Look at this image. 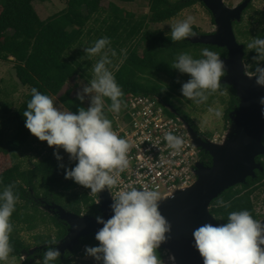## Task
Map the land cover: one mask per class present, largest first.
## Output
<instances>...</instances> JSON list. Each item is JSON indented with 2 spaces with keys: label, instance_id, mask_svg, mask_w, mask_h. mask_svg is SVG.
Masks as SVG:
<instances>
[{
  "label": "trees",
  "instance_id": "16d2710c",
  "mask_svg": "<svg viewBox=\"0 0 264 264\" xmlns=\"http://www.w3.org/2000/svg\"><path fill=\"white\" fill-rule=\"evenodd\" d=\"M34 1L37 0H0V65L2 62H12L16 78L22 85L28 86L30 89L35 87L41 93L51 97L59 95L60 100L73 112H76L79 106L86 107V100L81 104L76 96L72 97L71 89L66 90L63 94L61 91L74 76L89 77L88 69L91 63L82 59L85 53L84 49H80L77 53H74L73 50L75 47L80 48L84 39L90 35L98 36L97 39L109 37L111 49H114L117 55L123 58L114 76L124 92V101L131 94H147L156 95L169 104L171 100L162 90L165 88L164 85L155 77L168 76L171 78L172 88L181 89L183 83L181 78L189 79V76L181 74L170 66L178 54L187 52L192 55L193 51H190L192 48L199 53L202 49L208 48L219 53L220 56L228 54L225 48L192 43L186 38L173 42L171 34L166 35L161 30L147 29L149 22L162 23L171 20L186 7L200 2L199 0H148L149 17H136L135 13L127 11L113 0H109L107 7L103 5L104 0H65L66 6L46 19L41 18L34 6ZM119 1L134 3L136 0ZM201 3L205 6L203 2ZM256 13L259 16L254 17L253 22L251 21L254 24L253 28L243 30L241 28L243 18L242 21L235 22L236 36L238 40L239 38L246 40L243 43L245 47L252 38L264 36V11H256ZM92 21L96 25L95 27L89 26ZM193 31L202 33L195 25H193ZM94 39L93 36L90 37L89 42H93ZM138 39V43L135 44ZM140 42H143L141 51L139 49ZM128 46L130 47L124 51V48ZM254 55H256L254 51L246 49L245 61L252 63L251 58ZM178 80L180 83L177 82ZM227 88L234 92L235 101L229 108L231 110L239 100L232 86L221 82V88L218 91H224ZM30 99L31 90L12 116L15 129L7 135L5 141H3L4 137L0 132V145L15 162L0 172V181H2L0 187L14 183L15 191L19 193L20 198L16 205V211L11 217L13 232L10 234V242L13 245L12 255L20 258L22 264H37V261L40 260L44 250L35 252L40 256L38 258L35 254H31L27 259H23L24 254L29 252L32 247L41 246L53 239L58 242L68 233L63 221L49 214L36 201V198L45 197L77 214L100 215L97 202L98 194L92 195L90 189L76 184L71 179H65V169L58 167L60 162L53 155L55 150L42 157L34 164L33 168L21 169L22 165L16 162L17 154L28 145L33 136L25 127V118L23 117V112ZM105 101L111 103L110 100L105 99ZM9 106L5 103L2 108L7 110ZM179 112L189 120L183 111L179 110ZM168 113L171 116H176L171 111ZM201 158L204 162L212 163L211 156L204 152H201ZM262 165L264 167V162ZM74 166L75 162H72L70 167H66ZM262 180H264V171H257L256 178L249 177L246 184L230 188L213 201L211 212L217 217L220 224L227 222L226 218L229 212L243 209L249 210L255 219H261L262 216L257 212L253 195L258 188H261L260 186H263L259 185ZM221 200L228 206L219 207L218 202ZM47 216L56 227V237L36 234L34 236L35 246L25 242L22 232L25 230L33 232L41 223H46L45 217ZM221 218L223 220H220ZM93 241H96L94 237L83 238L81 244L73 252H67L64 257L61 256L55 264H73L72 257L77 255L85 244Z\"/></svg>",
  "mask_w": 264,
  "mask_h": 264
},
{
  "label": "clouds",
  "instance_id": "9594fccd",
  "mask_svg": "<svg viewBox=\"0 0 264 264\" xmlns=\"http://www.w3.org/2000/svg\"><path fill=\"white\" fill-rule=\"evenodd\" d=\"M194 24L195 17L188 16L171 25V40L181 41L194 36ZM110 44V38L105 36L84 48L89 58L99 56L92 65V78L88 83L77 81L82 87L76 98L81 104L87 100V107L79 106L76 112L63 109L50 95L33 87L31 99L23 112L25 127L40 141L55 146L53 155L60 162L58 167L65 169V179L73 180L92 193L117 188L110 205L112 215L106 220L100 215L95 217L103 226L94 237L98 244L85 246L87 257L98 264H166L159 250L170 238L171 224L160 212V192L132 185L119 186L120 175L130 166L132 144L114 130L113 121L105 112V99L110 100L108 111L113 113L119 114L122 107H126L124 92L109 68L112 64L109 53L111 57L117 55ZM246 49L256 55L251 58L252 63H244L243 68L246 74L251 70L256 85L264 88V36L252 38ZM201 56L194 58L183 52L170 65L189 76L182 83L180 92L183 98L197 105L206 103L209 96L221 88L222 78L227 75L219 53L204 48ZM259 105L260 115L264 117V96L260 97ZM209 111L217 118L223 116L220 110L210 108ZM163 139L175 152H179L185 143L181 135L172 131H167ZM60 149L68 154L70 162H75L74 167L67 168L62 163ZM15 189L14 183L0 187V264H4L13 252L11 217L20 198ZM218 206L228 205L221 200ZM226 221L215 226L205 223L193 231L194 247L203 264H264V221L255 219L247 209L229 212ZM74 227L79 229V225ZM57 243L54 239L48 242L37 264H55L61 257ZM168 264H175L171 253L168 254Z\"/></svg>",
  "mask_w": 264,
  "mask_h": 264
},
{
  "label": "water",
  "instance_id": "95a60500",
  "mask_svg": "<svg viewBox=\"0 0 264 264\" xmlns=\"http://www.w3.org/2000/svg\"><path fill=\"white\" fill-rule=\"evenodd\" d=\"M199 1L211 11L216 29L210 33L195 32L194 36L186 39L192 43L227 49L228 54L221 56L227 68V75L221 82L233 87L239 106L229 113L230 124L221 141L201 135L193 124L181 117L195 146L211 156L212 163L198 161L195 170L197 180L193 184L161 197L160 212L171 224L170 238L161 248L170 251L175 257V264H203L202 257L194 247L193 231L205 223L214 226L220 224L211 212L213 201L230 188L246 184L249 177L256 178L257 171H264L262 163L257 161L259 156L264 155V117L260 115L259 105L264 88L256 85L255 77L250 72L246 74L243 68L246 47L234 31V22L242 21L244 11L252 0H244L234 6L228 5L225 0ZM167 107L171 112L178 113L174 106L167 104ZM98 195L100 216L106 220L112 215L110 205L113 194L105 189ZM36 201L69 227L68 233L56 245L62 257L67 252H73L83 238L95 237L103 226L96 222L95 215L77 214L44 198ZM261 220L264 221V218ZM75 225H79L78 230ZM46 246L48 243L32 247L23 259L36 251L45 250Z\"/></svg>",
  "mask_w": 264,
  "mask_h": 264
},
{
  "label": "rangeland",
  "instance_id": "374dc122",
  "mask_svg": "<svg viewBox=\"0 0 264 264\" xmlns=\"http://www.w3.org/2000/svg\"><path fill=\"white\" fill-rule=\"evenodd\" d=\"M116 1L119 5L123 6L127 11L135 13L136 17H142V16H148L150 13L148 0H136L134 3H123L119 0H113ZM243 0H225V2L230 5H238ZM65 0H48V1H34V6L37 9L38 13L40 14L42 19H46L47 17L53 15L54 13L59 12L61 9H63L66 6ZM103 5L107 7L109 5V0H104ZM256 11H264V0H252L251 6L247 7L246 11L243 14V23L241 24V28L243 30H246L248 28H253L254 24L253 18L258 17L259 14L256 13ZM188 16L195 17V26H197L202 33H210L213 32L216 29L215 22L213 20V15L210 13V11L207 9L206 6H204L201 1L196 2L195 4L186 7L182 12L175 18L171 20H167L166 22L162 23H152L149 22L147 29L151 31H164L166 34H171V25L175 24L176 22L185 19ZM252 21V22H251ZM252 24V25H251ZM89 26H96L94 22L92 21ZM234 31L236 33V24L234 22ZM94 37V41L97 40L98 36L96 35H90L84 39L83 45L78 48L75 47L73 50L74 53H77L80 49L83 50L86 47L92 46L93 42H89L90 37ZM243 38H239V41L241 43H244ZM137 42H133L137 44ZM246 41V40H245ZM112 45H110V48ZM130 46L124 48V51H126ZM139 49L140 51L143 49V42L139 43ZM84 51V50H83ZM107 51V49H106ZM192 56L194 58H202L201 52L195 51L193 48L192 50ZM85 52V51H84ZM110 58L112 59V64L109 65L110 70L115 73V71L120 66L123 58L121 56L116 55L115 57H111V54L109 53ZM83 60H88L91 63L90 68L88 69V75L89 77L82 78L80 75L74 76L69 82H67L66 86L61 91V94L65 93L66 90L71 89L72 90V97L76 96V93L78 90L81 89L82 84L77 83V81H82L83 84H87L88 80L92 78V65L95 63L96 60L99 59V56H93L89 58L86 53L82 56ZM247 63V62H246ZM155 79L159 82H161L164 87H166L165 93L166 96H168L169 100H171V103H169L172 106H176L177 108H180L181 111H183L189 118L192 124L202 132L208 134L209 136H215L216 134L223 135L225 132V124L227 120V114L228 111L232 112L235 108V105L237 106V103L234 105L233 109H229L231 104L235 101L234 92H231L229 88L224 89V91H217L216 93H213V95L209 96V99L206 103L197 105L191 100H187L182 97L180 88L174 89L172 88L173 85L171 84V78L168 76L162 75L160 77H155ZM183 82H186L187 79L181 78ZM30 87L22 85L18 78H16V72L14 68V64L12 62H2L0 65V132H2V135L4 138L3 141L7 139V135L11 134L12 131L15 129V122L12 121V116L14 115L15 111L18 109V107L21 105V103L24 101L28 93L30 92ZM60 94V95H61ZM55 104L63 109H69V107L66 106L64 102L60 100V96H52ZM181 100L183 101L181 103ZM9 104L7 110H4L2 108V105ZM86 107L88 106V101L85 102ZM108 102L105 101V110L109 107ZM239 106V104H238ZM175 107V108H176ZM213 110H220L223 113L222 118H217L213 115L212 112L209 111V109ZM179 109V110H180ZM108 117V116H107ZM264 141V138H263ZM0 145V172L3 170L9 168L12 166L15 162L14 160H11V157L7 155L3 151L4 147H1ZM5 146V145H4ZM55 150V146L50 147L47 145L46 141H40L37 137L32 136L30 142L28 145L17 154V157L15 158L16 162H19L22 166L21 169H29L33 168L34 164L38 162L42 157L49 155L52 151ZM60 155L63 157L62 163L66 165L67 167H70L72 162L69 161L68 154L64 152L63 149H60ZM260 186L261 188H258L254 192V201L256 205L257 212L259 215H261V219L264 218V184ZM258 185V186H259ZM80 191H83L80 189ZM90 191V190H89ZM92 195H96V193L90 192ZM46 223H41L36 230L33 232L29 231H23L22 232V238L25 242H27L30 245L35 246V239L34 236L36 234H44L45 236H50L52 238H55L57 235V230L54 224L50 221V219L45 217ZM98 244V241H93L89 244H85L81 251L72 257L73 264H98L93 258L87 257L85 255V246H96ZM160 253H162V258L165 260L166 264H168V254L170 251L167 249L160 248ZM71 253V252H70ZM4 264H22V261L20 258H17L12 255V253L9 255V258L7 261L4 262Z\"/></svg>",
  "mask_w": 264,
  "mask_h": 264
},
{
  "label": "built area",
  "instance_id": "2783aa9c",
  "mask_svg": "<svg viewBox=\"0 0 264 264\" xmlns=\"http://www.w3.org/2000/svg\"><path fill=\"white\" fill-rule=\"evenodd\" d=\"M125 103L126 107H122L119 114L105 110L113 121L114 130L132 144L130 166L120 175L119 186L155 189L163 197L193 184L197 180L196 163L203 161L201 152L204 151L195 146L181 120L183 115L172 112L176 116H171L167 103L156 95L131 94ZM167 131L184 138L185 143L179 152L167 147L163 139ZM223 137L216 134L211 139L221 141ZM111 192L115 196L117 188L111 189Z\"/></svg>",
  "mask_w": 264,
  "mask_h": 264
},
{
  "label": "flooded vegetation",
  "instance_id": "af4514ba",
  "mask_svg": "<svg viewBox=\"0 0 264 264\" xmlns=\"http://www.w3.org/2000/svg\"><path fill=\"white\" fill-rule=\"evenodd\" d=\"M244 1V0H243ZM242 1V2H243ZM241 2V3H242ZM240 4V3H239ZM251 4V3H250ZM238 104H239V102H238ZM238 104H237V106L235 105V108L233 109V110H235V109H237L238 108ZM176 107V106H175ZM176 109H177V112L178 113H180L179 112V109L180 108H177L176 107ZM180 111H181V109H180ZM191 122V121H190ZM229 124H230V121H229V114H228V117H227V120H226V124H225V132L227 131V128H228V126H229ZM194 125V124H193ZM201 131V130H200ZM201 133L203 134V135H205V136H207V137H209V138H213V136H209L208 134H206V133H204V132H202L201 131ZM212 158V157H211ZM257 161L258 162H261V163H263L264 162V156H261L260 158L258 157V159H257ZM206 164H209V162H205ZM211 164V163H210ZM262 182H264V180H262L259 184H261ZM98 194V193H97ZM40 198H44V199H46L45 197H38V198H36V199H40ZM47 201H48V199H46ZM41 206H43V205H41ZM48 213H49V211L48 210H46ZM50 214V213H49ZM52 215V214H51ZM64 224H65V226L67 227V230L69 229V227H68V225L65 223V222H63ZM36 255V254H35ZM37 256V258L38 257H40V256H38V255H36Z\"/></svg>",
  "mask_w": 264,
  "mask_h": 264
}]
</instances>
